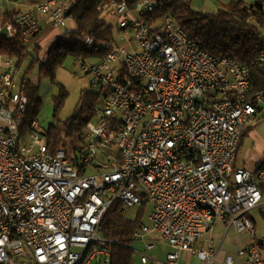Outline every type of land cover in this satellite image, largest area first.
I'll list each match as a JSON object with an SVG mask.
<instances>
[{
	"label": "built area",
	"instance_id": "1",
	"mask_svg": "<svg viewBox=\"0 0 264 264\" xmlns=\"http://www.w3.org/2000/svg\"><path fill=\"white\" fill-rule=\"evenodd\" d=\"M70 1L41 0L11 20L3 11L0 36L29 41L41 14L62 30L71 21ZM162 3L104 4L126 37L107 42L101 60L80 64L101 101L84 128L79 166L66 149H49L36 118L21 121L29 103L16 82L18 57L0 53V264L109 258L99 227L117 201L121 215L143 204L148 209L147 223L134 233L143 244L140 264L152 259L153 235L170 246L166 261L153 264H179L182 252L216 263L212 248L195 250L194 243L217 221L250 235L236 252L242 264H264V237L257 238L249 216L263 202L264 170L234 168L242 131L264 116V90L252 92L247 65L200 48L172 16L144 20ZM83 40L93 45L90 36ZM263 61L260 53L253 64Z\"/></svg>",
	"mask_w": 264,
	"mask_h": 264
},
{
	"label": "trees",
	"instance_id": "2",
	"mask_svg": "<svg viewBox=\"0 0 264 264\" xmlns=\"http://www.w3.org/2000/svg\"><path fill=\"white\" fill-rule=\"evenodd\" d=\"M40 1L6 0L9 4L14 5V8L4 11V20H11L15 14L29 10L32 5ZM107 1L71 0L68 12L71 15V30L59 31L45 24L40 26L39 32L27 42L22 41L18 36L13 38L0 36V53L9 58L18 57L17 65L20 67L32 49L37 53V59L31 61L29 68L35 61H39L40 69L51 78H54L55 69L67 57L81 59L82 62H86V60L99 61L105 57L108 51L105 44L114 39L116 31L115 25L110 22L115 19L114 15L103 7ZM126 1L129 7H134L139 0ZM162 1V5L153 13L143 16L144 20L154 24L166 15L172 16L200 48L213 56L233 57L238 62L247 65L252 76V92L264 90V61L253 64L260 53H264V13L261 10L260 0H227L214 13H202L194 10L190 0ZM85 36L94 39L93 45L87 46L84 43ZM47 40L51 42L43 51L42 44ZM21 85L29 103L26 114V123H28L36 118L38 111L40 102L37 96L38 87L28 79H23ZM65 97L66 91L64 87H61L59 94L54 97V114L60 109ZM97 99L98 95L95 93L88 92L86 94L67 133V137H74L69 157L75 166H79L78 153L84 151L82 134L86 124L93 119V110ZM252 127L249 124L242 131L238 151ZM56 129L51 126L50 129L43 132L47 145L53 152L66 147V141L57 137ZM236 159L234 168L239 167ZM262 169L260 165L255 172ZM84 172L86 170L82 169L81 173ZM259 186L264 195V182ZM120 208V202L112 204L102 218L99 233L106 240L104 248L110 252L109 264H135L133 246L136 241L134 233L141 225L145 224L144 217L148 209L146 204H143L135 219L130 220L120 214Z\"/></svg>",
	"mask_w": 264,
	"mask_h": 264
},
{
	"label": "rangeland",
	"instance_id": "3",
	"mask_svg": "<svg viewBox=\"0 0 264 264\" xmlns=\"http://www.w3.org/2000/svg\"><path fill=\"white\" fill-rule=\"evenodd\" d=\"M227 0H190L191 6L194 10L202 13H214L225 3ZM9 3L6 0H0V17L1 13L6 9H9ZM112 22L115 25V28H118V25L115 19H112ZM1 24V19H0ZM44 26L40 21V26ZM72 24L71 21L66 23V26L62 28L64 30H71ZM125 36L122 32L115 31L114 39H119L120 37ZM51 41H45L43 46V51L49 46ZM126 42H121L118 46L122 47ZM37 59V53L31 49V53L27 55L22 64L19 67V73L17 75V84L21 85L23 79L30 80L33 84H36L37 96L40 100L38 111L36 114V119L40 125V130L44 132L51 128V126L56 127V134L58 138H63L66 141V147L64 149L70 153L71 150V140L67 137V133L70 130V125L74 116L79 112V109L82 106L83 100L86 97L88 92L92 94L95 93L98 95L97 104L100 103L101 99L99 97V90L92 87L90 83V77L82 73L80 70L81 59H75L72 57H67L61 65H59L54 72V78H51L49 75L45 74L40 69L39 61H35L32 66L29 68L31 61ZM90 63V60H86ZM61 87H64L66 91V97L61 105L60 109L56 114H54V97L57 96L61 90ZM256 130L260 133L262 140L264 142V117L261 123H258L255 127ZM74 135V134H73ZM248 145L251 144V136L246 139ZM80 143V142H78ZM77 143V145H79ZM262 151V149H261ZM264 152V151H263ZM110 153L115 157L118 153L117 148L110 150ZM261 160H264V154L260 157L258 161H246V167L250 170H254ZM138 214L137 207H130L126 209L124 214L125 218L133 220ZM249 216L255 222V234L257 238L264 237V204L261 207H258L252 210L249 213ZM145 222L147 223V213L144 217ZM233 227H230V232L228 233L232 236L235 235L233 232ZM247 234H245V237ZM156 248L147 253L150 256H155L154 258L159 262L166 261V254L169 249L168 243L162 240L158 241ZM197 246V245H196ZM134 261L135 264H140L139 250H142V242H136L134 244ZM236 246H231L228 250L224 247V250L231 257H235ZM226 254V253H225ZM201 261L198 260L194 255H190L186 258L185 253H182L179 264H198ZM243 259L239 258L237 264H242ZM88 264H109V258L105 254L96 255Z\"/></svg>",
	"mask_w": 264,
	"mask_h": 264
},
{
	"label": "crops",
	"instance_id": "4",
	"mask_svg": "<svg viewBox=\"0 0 264 264\" xmlns=\"http://www.w3.org/2000/svg\"><path fill=\"white\" fill-rule=\"evenodd\" d=\"M8 8L12 10L14 8V5L9 4ZM40 21L42 22V24H44V25L46 24V14H41L39 16V24H40ZM59 31H61V30H59ZM263 117L261 118L260 121L250 124L253 127L250 130L249 134L243 140V142L239 148V151H238L236 161H237V164L239 167H244V168L248 169L246 167V164H247L246 161H248V160L258 161V160H260V157L262 156V154H264V152H263L264 151V142H263L262 137H261L260 133L258 132V130L255 129L256 125L258 123L262 122ZM250 136H251V144L248 145L246 139ZM261 149H262V151H261ZM260 165L263 168L262 170H264V160H261L259 162V164H257V166L254 170H250V169H248V170L255 171ZM262 182H264V180ZM262 182H260V184ZM263 204H264V195H263L262 205ZM230 227L231 226L228 225L224 221L215 222L213 224L212 228L210 230H208L203 237H201L200 239H198L194 243V249L195 250H207L209 248H212L216 253V261H217L216 263H213V264H217L218 262H222L225 259H227L228 257H231L224 250V247L228 250L231 246L235 245L237 248L236 250H238V247L241 244L245 245L248 243V241L250 240L249 239L250 235L246 232L237 234L233 228V230H234L233 232L235 233V235L234 236H232V235L228 236L229 235L228 233L230 232ZM245 234H247L246 237H245ZM151 239L155 240V242L157 244L159 243L158 242L159 239H157L155 235H153L151 237ZM169 251H170V246H169L167 253ZM182 253H185L186 258L190 255H194L198 259V257L194 253H191V252H182ZM182 253H181V256H182ZM181 256H180V258H181ZM151 257H152V259L150 260L149 264H153L154 260H155V258H154L155 256H151ZM231 258H233V257H231ZM234 259H235V264H237V261L239 258H237L236 252H235ZM198 264H205V263L200 262Z\"/></svg>",
	"mask_w": 264,
	"mask_h": 264
},
{
	"label": "bare ground",
	"instance_id": "5",
	"mask_svg": "<svg viewBox=\"0 0 264 264\" xmlns=\"http://www.w3.org/2000/svg\"><path fill=\"white\" fill-rule=\"evenodd\" d=\"M35 34H31V38L34 36ZM26 114L27 112H22L21 114V121H26Z\"/></svg>",
	"mask_w": 264,
	"mask_h": 264
}]
</instances>
